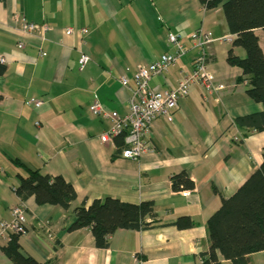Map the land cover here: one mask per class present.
Instances as JSON below:
<instances>
[{
	"label": "crops",
	"instance_id": "1",
	"mask_svg": "<svg viewBox=\"0 0 264 264\" xmlns=\"http://www.w3.org/2000/svg\"><path fill=\"white\" fill-rule=\"evenodd\" d=\"M17 14L49 25L44 39L37 33L22 36ZM67 28L74 35H67ZM81 29L87 32L80 39ZM199 29L215 39L209 71L218 89L194 84L172 122H154L149 151L137 161L123 159L116 142L100 141L111 122L94 115L92 104L98 99L107 112L126 115L139 68L173 52L170 33L180 36L189 52L164 75L154 76L150 86L177 87L193 70L197 50L191 37ZM256 33L264 49V32ZM227 35L233 42L237 38L222 7L205 11L199 0H0V55L5 57L0 63L5 67L0 75V222H10L12 209L24 206L28 233L20 244L26 254L55 264H137L138 257L140 264H200L210 249L209 218L222 197L233 196L259 170L264 154V129L238 122L261 114L264 106L247 94L242 69L227 62L233 42L220 41ZM20 39H25L23 49L17 46ZM233 50L246 58L244 49ZM81 52L90 58L82 71ZM123 76L130 88L121 84ZM36 101L43 105L35 108ZM27 168L73 185V208L107 197L132 204L151 201L158 222L146 230H119L109 248H97L90 229L68 231L75 221L72 210L17 196ZM183 172L194 189H174L172 177ZM183 190L190 194L183 196ZM182 217L193 227L179 229ZM2 248L0 264H14ZM250 262L264 264V251L252 254Z\"/></svg>",
	"mask_w": 264,
	"mask_h": 264
},
{
	"label": "trees",
	"instance_id": "2",
	"mask_svg": "<svg viewBox=\"0 0 264 264\" xmlns=\"http://www.w3.org/2000/svg\"><path fill=\"white\" fill-rule=\"evenodd\" d=\"M199 1L208 10L222 7L229 31L237 37L229 50L227 62L242 69L241 81L248 84L247 94L264 106V49L256 33L257 30L264 32V0ZM236 47L245 50V59L234 54L233 49ZM4 71L5 67L0 64V75ZM238 122L263 130L264 111ZM124 138L122 135L115 139L120 152L125 147ZM27 169L28 175L21 177L16 189L17 196L23 201L33 197L38 205L72 210L75 221L68 231L90 229L97 248H109L110 238L119 230H146L158 222L151 201L132 204L107 197L95 200L88 207L82 205L73 208L77 200L73 185L60 176ZM172 181L175 190L195 187L185 172L174 175ZM193 225L188 217L179 218L176 222L179 229H188ZM207 230L210 249L208 253L202 254V264H223L221 257L232 264H251L250 256L264 251V154L259 170L233 196L222 197L221 207L207 222ZM2 249L14 264H55L53 261L40 262L26 254L17 235H13L12 240Z\"/></svg>",
	"mask_w": 264,
	"mask_h": 264
},
{
	"label": "built area",
	"instance_id": "3",
	"mask_svg": "<svg viewBox=\"0 0 264 264\" xmlns=\"http://www.w3.org/2000/svg\"><path fill=\"white\" fill-rule=\"evenodd\" d=\"M206 11L207 6L203 5ZM15 20L20 23V31L22 36H34L36 33L44 39L45 33L50 30L47 24H36L20 18L17 14ZM86 29H81L78 32L81 39ZM67 35H74L75 30L67 28ZM169 43L173 46V52L162 55L158 60L148 66H141L134 77L135 88L129 101L128 113L124 116H118L107 112L100 101L96 99L91 106V112L96 116H102L111 122L109 130L100 136L102 143L115 142V139L124 135L125 147L121 152V157L126 160H139L146 152L149 151L147 143L152 126L158 118H163L167 122L174 120V115L179 108L181 99L189 96L191 87L194 84L203 86L208 91H215L218 88L214 85L213 76L209 71L210 54L209 48L214 43L215 39L208 32L199 29L193 33L192 48L197 50V56L193 63V70L189 75L184 76L179 85L175 88L157 90L150 86V81L154 76L164 75L168 70L175 66L180 58L189 52V48L181 40L180 36L174 34L168 35ZM225 43H232L233 36L227 35L220 39ZM18 49L25 47V39H20ZM43 50L40 51V57H44ZM90 58L88 55L81 52L79 60V69L82 71ZM0 63H5V57L0 55ZM121 84L125 88H130V80L128 77L121 78ZM35 108L43 105L42 101L32 103ZM183 196H188L189 191L183 190ZM27 215L22 204L17 205L12 209V220L10 222H0V249L4 244L12 240L13 235L19 238L27 235ZM142 261L136 258V263ZM202 264V259L200 261Z\"/></svg>",
	"mask_w": 264,
	"mask_h": 264
},
{
	"label": "bare ground",
	"instance_id": "4",
	"mask_svg": "<svg viewBox=\"0 0 264 264\" xmlns=\"http://www.w3.org/2000/svg\"><path fill=\"white\" fill-rule=\"evenodd\" d=\"M155 61V60H154ZM139 258V257H138Z\"/></svg>",
	"mask_w": 264,
	"mask_h": 264
}]
</instances>
